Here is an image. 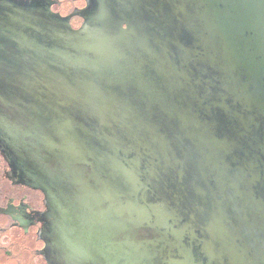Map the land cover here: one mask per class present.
<instances>
[{
  "label": "water",
  "instance_id": "95a60500",
  "mask_svg": "<svg viewBox=\"0 0 264 264\" xmlns=\"http://www.w3.org/2000/svg\"><path fill=\"white\" fill-rule=\"evenodd\" d=\"M88 3L2 7L8 153L104 264H264V0Z\"/></svg>",
  "mask_w": 264,
  "mask_h": 264
},
{
  "label": "flooded vegetation",
  "instance_id": "af4514ba",
  "mask_svg": "<svg viewBox=\"0 0 264 264\" xmlns=\"http://www.w3.org/2000/svg\"><path fill=\"white\" fill-rule=\"evenodd\" d=\"M7 3L47 8L73 29L89 7L88 0H0V28ZM5 117L0 111V134ZM12 154L0 136V264H104L101 226L88 224L91 219L72 213L67 201L61 205L46 186L27 180L28 170Z\"/></svg>",
  "mask_w": 264,
  "mask_h": 264
}]
</instances>
